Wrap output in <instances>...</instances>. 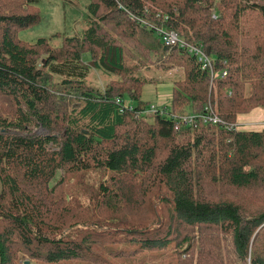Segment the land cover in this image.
<instances>
[{"label": "trees", "instance_id": "obj_1", "mask_svg": "<svg viewBox=\"0 0 264 264\" xmlns=\"http://www.w3.org/2000/svg\"><path fill=\"white\" fill-rule=\"evenodd\" d=\"M217 1L89 0L87 30L51 49L45 37L35 45L18 37L43 19L42 0H1V264H61L87 255L91 264H112L115 258L159 264L148 261L156 253L160 264H264V208L246 213L204 192L215 184L242 190L264 184V129L238 123L264 107V0ZM158 25L204 45L215 69L228 75L211 82L196 57L165 45ZM42 47L49 50L40 60ZM131 52L184 70L173 83L169 108L148 112L142 77L112 79L106 88L89 85L93 69L125 75ZM85 53L93 54L90 62ZM127 94L138 103L125 105ZM188 104L194 111L186 116L196 119L182 125L179 114ZM209 106L219 122H204ZM92 169L109 174L110 181L99 183L104 211L117 199L118 212L124 211L125 201L136 196L129 187L144 180L155 185L143 189L139 201L160 199L171 217L156 214L153 223L138 224L119 216L120 229L103 230L105 222L95 221L98 231L58 233L56 221L71 208L60 204L57 188L67 176ZM59 171L63 175L52 184ZM90 212L86 205L81 210L85 230L92 227Z\"/></svg>", "mask_w": 264, "mask_h": 264}, {"label": "rangeland", "instance_id": "obj_2", "mask_svg": "<svg viewBox=\"0 0 264 264\" xmlns=\"http://www.w3.org/2000/svg\"><path fill=\"white\" fill-rule=\"evenodd\" d=\"M217 2L220 1L218 0ZM0 3L3 4L1 0ZM88 4L89 0H42L40 8H38V12L39 14H41V16H43V19L39 21L35 26L23 29L21 32H19L18 37L23 40L22 42L30 45H35L40 37H45L46 40L49 41L51 49L64 47L66 37H79L85 30H87ZM212 11L213 14L214 12H216L215 7ZM106 28L109 29L108 26ZM42 48L43 50L41 51V54L39 56L40 60L47 57L49 50L46 47ZM92 55L93 54L90 55V53H85L83 58L86 62H90V60L93 59L91 57ZM134 55H137L139 58L134 57ZM97 56L98 54L93 57L96 58ZM125 57L127 62L125 75H121L120 78V76L116 73H111L110 75H108L101 70L93 69L90 72L91 74L88 78L89 85H91L92 87L103 86L106 88L107 84L112 79H117L120 80V83H125L127 82L124 81L125 78H129L131 76L136 78L142 77L146 79L148 83L143 85L144 87L141 100L147 102L148 104L161 107L162 109L169 108L172 104L171 99L173 94V83L175 80L183 78L184 70L180 69L179 66H176L175 63H171L169 61L165 65H163L164 62L159 60L160 57L157 56L154 57L153 60H151L145 54L138 55L135 52H131L127 53ZM157 59L159 61H157ZM53 81L56 90L61 91L62 88L59 83L61 79L56 76ZM128 82L132 83V81ZM122 89L125 88L122 87ZM124 101L126 102V105H129L132 102L133 104L138 103L137 101H132L129 94L125 96ZM190 111H194V106L192 104L185 105L182 113H180L179 115L184 118L186 113ZM240 118H242V116ZM247 125L254 126L250 125L249 123ZM61 175H63V173L59 171L52 184H55V181L58 178H61ZM102 180L110 181L109 174L106 171L99 169L89 170L88 172L80 174L79 176L69 175L66 177L65 182L57 188L55 194L56 197L59 195L58 201L63 207L68 206V208L71 209L67 214L61 216L62 218L60 217L61 220L60 218L57 219L60 221H56V225H61V230H58V233L78 237V234L80 232H92V228L95 231H98V228H96L98 226L93 224L95 221L99 224L105 222L103 230H108L110 228H113L114 226H117L120 229L124 225L122 219L121 221H117L120 220L119 216L122 218L123 216H125L127 217V219L131 218L133 220H136L138 224L143 223L144 221L153 223L154 221H156V214H161L162 218L166 219V221H168L171 217L168 214L169 206L166 202L160 199L156 200V204L150 202L149 200L143 202L139 201L141 198V194L143 193V189L155 185L153 183L146 184L144 183V180H137L133 187H129V190L127 192L131 190L134 193L136 191V196L133 195L134 199L128 203L125 201L126 204L124 207L126 208L124 211H120V213L118 212L120 207H122V203L120 202L121 200L119 199H117L116 201L117 205L113 204L114 200L109 201L111 202V204L107 206L108 211H104L99 207L101 205L100 201L102 200V198L99 196V183ZM154 191L156 192V188L154 189ZM64 192L65 194L62 198L61 195ZM204 192L206 193V195L210 194L209 197L214 199L215 202L233 201L241 207L243 212L246 213H252L254 212V210L260 211L264 208L263 183H259L257 187L245 188L244 190L235 189L231 186L229 187L221 184H215L214 186L207 187L206 191ZM85 205L90 206L91 208V212L88 213V218L90 221L89 224H92V227L86 230L83 229L84 227L82 225H79V223H81L80 220L82 216L81 210ZM107 235H110V233H107ZM229 240L230 238H228L226 242H228ZM223 242L225 243L224 239H222V244ZM199 250L200 246H197L194 256L195 259H197V257L199 256ZM93 251L102 252L103 248H101V250L99 251V247L93 246ZM104 254L105 256L110 258L107 252H105ZM155 255L158 256V253H156ZM155 255L151 256L148 261L155 260L160 264L158 257ZM89 257L90 255H87L85 259H72V261L62 262L61 264H91L92 262L88 259ZM113 261L114 262L112 264H127V262H124L120 259L117 260V258L113 259Z\"/></svg>", "mask_w": 264, "mask_h": 264}, {"label": "built area", "instance_id": "obj_3", "mask_svg": "<svg viewBox=\"0 0 264 264\" xmlns=\"http://www.w3.org/2000/svg\"><path fill=\"white\" fill-rule=\"evenodd\" d=\"M157 34L161 36L162 41L165 43V45L170 48L177 47L179 49H183L186 52H188L190 55H193L196 57L198 62L201 64L202 68L205 70H208L211 75V81H214V78L220 76V77H226L228 75V70H224L223 72H219L215 69V62L214 57L207 54L206 49L202 44H192L188 41H185L183 38H181L178 33L174 30L165 29L163 27H156ZM118 102L122 103L123 101L118 99ZM124 103V102H123ZM126 105V102H125ZM157 110L164 111L165 109H162L161 107H157L154 105L149 106L148 112H155ZM206 110H209V114H203L202 118L204 122H210L212 124L219 122L220 117L217 113H214L211 106L207 107ZM196 119V116H184V118L181 117L180 121L182 122V125L184 124H191ZM180 122V124H181ZM179 127V125H178Z\"/></svg>", "mask_w": 264, "mask_h": 264}, {"label": "crops", "instance_id": "obj_4", "mask_svg": "<svg viewBox=\"0 0 264 264\" xmlns=\"http://www.w3.org/2000/svg\"><path fill=\"white\" fill-rule=\"evenodd\" d=\"M262 122V123H261ZM264 108L260 107L255 110H253L250 114H244L242 115V118L239 117L238 123L244 126H248L250 128L256 127V128H262L264 129ZM254 125L249 126L247 124Z\"/></svg>", "mask_w": 264, "mask_h": 264}, {"label": "water", "instance_id": "obj_5", "mask_svg": "<svg viewBox=\"0 0 264 264\" xmlns=\"http://www.w3.org/2000/svg\"><path fill=\"white\" fill-rule=\"evenodd\" d=\"M207 52L210 54L209 49H208ZM2 191H3V181H2V179L0 178V196H1V194L3 193ZM1 261H2V256H1V251H0V264H1Z\"/></svg>", "mask_w": 264, "mask_h": 264}]
</instances>
